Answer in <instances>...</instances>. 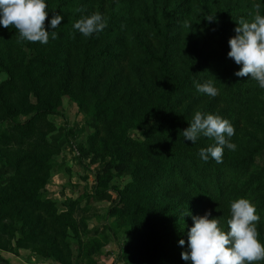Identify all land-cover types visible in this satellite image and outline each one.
Returning <instances> with one entry per match:
<instances>
[{"label": "trees", "instance_id": "1", "mask_svg": "<svg viewBox=\"0 0 264 264\" xmlns=\"http://www.w3.org/2000/svg\"><path fill=\"white\" fill-rule=\"evenodd\" d=\"M45 3L46 30L53 13L63 16L58 38L47 44L20 40L13 26L0 25V251L73 264V238L80 254L93 253V243L81 240L87 227L79 201L66 198L59 210L44 195L53 157L71 143L72 134L52 120L64 97L88 118L91 132L74 148L79 160L98 164L93 196L109 198L114 177L129 179L113 189L107 212L128 236L120 256L126 264H191L181 253L192 216L210 212L228 231L231 203L240 198L255 205L264 244V163L256 165L264 153V89L235 76L242 65L227 55L237 22L250 21L257 3L264 15V0ZM96 12L107 27L85 37L74 24ZM207 81L217 96L196 90ZM196 111L234 127L236 150L225 147L221 163L199 156L213 138L192 143L181 134Z\"/></svg>", "mask_w": 264, "mask_h": 264}, {"label": "clouds", "instance_id": "2", "mask_svg": "<svg viewBox=\"0 0 264 264\" xmlns=\"http://www.w3.org/2000/svg\"><path fill=\"white\" fill-rule=\"evenodd\" d=\"M47 7L45 0H0V25L4 28L13 26L20 40L47 44L50 36L53 40L58 38L55 30L63 20L62 15L53 13L50 20L52 31L46 30ZM260 7L258 3L254 5L256 14L250 21L241 18L237 22L238 26L234 29L236 35L228 41L230 51L227 55L237 65H242L234 73L235 76H250L264 89V15L260 14ZM206 20L212 22L215 17L209 16ZM106 27L107 21L99 12L84 15L74 24V28L85 37L99 33ZM195 87L198 92L211 97L218 95L212 81L203 84L197 82ZM189 125L181 132L184 140L195 143L202 135L215 141L199 151V156L205 162L211 157L221 163L225 147L236 150V145L230 142L235 130L229 120L196 111ZM230 211L228 231L219 226L221 219H209L210 212L204 216H192L188 250L181 253L184 261L191 264H253L264 261V244L257 238L260 217L256 214L255 205L249 199L240 198L231 203ZM187 215L191 213L187 211L184 216ZM184 244L185 241L181 239L179 245Z\"/></svg>", "mask_w": 264, "mask_h": 264}, {"label": "rangeland", "instance_id": "3", "mask_svg": "<svg viewBox=\"0 0 264 264\" xmlns=\"http://www.w3.org/2000/svg\"><path fill=\"white\" fill-rule=\"evenodd\" d=\"M1 79V78H0ZM21 118L20 120H24ZM53 122L65 132H70L71 143L65 144L60 155L53 157V170L51 177L45 187L44 195L56 201L59 210L63 207L61 203L66 198L78 200L80 212L78 217H85L87 230L81 234V240L93 243V253L88 257L80 254L77 241L69 238V244L73 254V264H126L121 259L123 244L128 236L123 229L115 225L114 218L108 216L107 212L115 201L113 189H121L129 179L127 177H114L110 183L111 188L107 191L109 198L93 196V185L98 164H90L89 158L79 160L76 147L85 142L91 130L87 124L88 118L78 111L76 105L67 97L62 99L59 114L52 117ZM136 139H142L140 132L131 133ZM264 153L256 158V165L262 166ZM25 252V254H19ZM5 253L8 258L3 263L12 264L16 255L27 264H55L52 260H44L27 250H18L16 254ZM11 254V255H8Z\"/></svg>", "mask_w": 264, "mask_h": 264}, {"label": "crops", "instance_id": "4", "mask_svg": "<svg viewBox=\"0 0 264 264\" xmlns=\"http://www.w3.org/2000/svg\"><path fill=\"white\" fill-rule=\"evenodd\" d=\"M5 253H0V264L3 263V259L1 258H8L4 255ZM19 254H25V252H20ZM8 255H11V254H8ZM14 259L13 261L11 262L12 264H27L25 263L23 260H21L19 257H17L16 255H11ZM6 264V263H4Z\"/></svg>", "mask_w": 264, "mask_h": 264}]
</instances>
